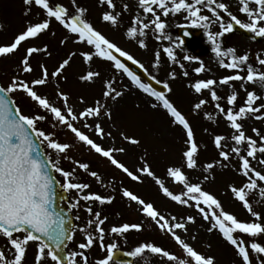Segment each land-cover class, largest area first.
<instances>
[{"label": "snow or ice", "instance_id": "obj_1", "mask_svg": "<svg viewBox=\"0 0 264 264\" xmlns=\"http://www.w3.org/2000/svg\"><path fill=\"white\" fill-rule=\"evenodd\" d=\"M74 11H70L68 7L62 4H52L50 0H24L26 5H35L41 9L44 18L36 23H30L26 29L15 36L12 43L8 45H0V56H8L14 54L21 46L22 42L30 38H38L41 34L49 30L50 24L54 19L58 22L69 34L74 37V42L85 45L88 50L80 51L79 56L88 64L89 70L82 75V81L94 82V78H99L101 73L99 71L91 70V65L95 59L108 62L116 72L126 74L131 83L138 89L151 97H154L157 102L167 111L172 118V122L178 126H182L186 133L187 150L183 152L184 164L182 166H173L167 169V176L171 178L174 183L182 185L183 191L174 193L165 186V182L156 177L150 167L145 163L143 168L137 169V172L143 175L152 177L155 183L159 186L160 191L164 196L170 198L179 205L191 207L194 206L200 213L201 217L210 223L208 232L218 231L222 238L231 245L241 260V264H252L251 253L257 254L258 264H264V244L257 242L254 238L264 234V223L260 222H246L241 221L238 217L226 211L222 202L212 193L204 190L199 182H191L188 175L184 171L187 169H196L198 167V153L199 146L195 139L193 127L190 121L174 104L166 97L165 92L158 91L149 83H144L141 77L122 62L121 58L126 57L128 61L133 64H139L141 68L144 67L142 63L135 60L134 57L123 50L114 41L110 40L105 34L97 29L94 24L87 18V9L78 4V0H70ZM101 5H107L108 9L112 11H104L101 19L103 22L110 23L113 27L118 25L120 13L115 12L116 4L114 0H99ZM254 4L256 7H250ZM239 11L244 13L248 19V23L242 22L235 14L229 10V5L222 2V0H138V7L146 15L152 17L149 23H145L139 15L132 20V26L129 27L125 36L129 39L136 40L139 47L147 48L145 39L138 37H145L146 30L153 27L158 33L157 40L165 35L167 27L161 19V14L157 12L159 8L164 17L169 16L170 13L186 12L187 17L191 18V24L197 28L209 29L211 23H218L220 31L207 33V38L213 43L212 51L216 56L220 57L219 66L222 69L232 71L235 74L222 76L219 81L216 79H199L191 83L189 87L197 95H202L205 90L210 93L211 100L215 102V108L227 121L228 126L234 130L231 135V140L234 141L235 146L228 151L224 148L227 146L225 141L227 137L223 135H216L214 137V145L219 149V157L223 161H230L232 156L239 158V173L243 175L247 182L242 186L235 184L229 185V191L233 197L242 203L243 207L255 218L256 221L264 219L260 212L253 208V204L249 200V195L253 191H257L262 200H264V186L258 182H264V172L253 167L250 158L255 159L256 154H264V146L257 147V140L246 135L244 124L241 122L249 115H254L255 119H264V104L254 106L256 101L262 97L255 90L249 91L246 87V99L244 106L237 109L238 93L233 90L231 94L222 97L217 93L216 85H230L232 82L241 81L244 84H259L264 88V71H257L251 64L248 63V54L236 55L234 48H227L226 51L221 50V45L217 43L218 37H223L225 33H231L234 25L239 26L253 34L255 37H264V0H239ZM124 9H128V5H123ZM202 10H207L211 15H203ZM229 18V22L225 23L224 15ZM212 17L215 19L212 20ZM188 33H185V37ZM171 39V37H165ZM65 41H62L64 43ZM183 44V40L180 41ZM169 60L177 62V56L174 54L172 47H165L163 49ZM47 46L44 47H28L26 54L20 61V66L23 73H33L34 69L30 63V58L36 53H47ZM76 52H71L66 59H63L55 71L49 73L48 68L41 64V75L39 78L32 79L30 82L20 79L16 76L12 78L7 86L0 85V237L6 239L9 246L8 252L11 253L9 258L5 249L0 248V264H26L27 253L30 247H35V255L33 264H89L88 257L84 251H72L64 255L61 251L64 245V237L66 229L64 228L63 220L55 219V213L52 209L54 196V178L46 169L51 168L59 173L64 178L60 185L64 191L76 190L82 193L85 189L90 187L87 183L74 182L75 168L71 171L65 170L60 166V158L68 159V152L72 147L71 144L61 142L55 132H46L39 127L40 122L47 119L46 115L42 114H25L22 108L14 98L15 93H22L35 106L43 109L46 113H50L55 123L53 128L57 125L66 127L74 137L82 144L86 145L90 150L94 151L99 156L106 158L111 165L125 173L131 180L140 181L141 176L129 170L124 163L117 160L114 152H123V148H107L101 146L94 139H92L85 131L76 127L77 121H84L83 128L92 130L96 136L101 139L105 135L111 136V133H105L102 124L99 122L103 117L111 119V111L107 105L101 103V100H96L93 106L85 107L83 110L76 113L73 107L69 104V96L64 92H57V95L63 102V107L53 105L46 96L39 94L37 86H45L49 83L50 78L58 79L63 71L69 66L71 59L76 56ZM230 56L231 59L227 62L224 57ZM185 60L192 59V57L185 56ZM259 65L264 66V59L257 57ZM160 66V52L155 53L154 68ZM244 66H247V75L243 76L240 73L244 71ZM183 68L184 65L180 64ZM147 71V69H145ZM205 71L203 63L200 67L194 69V72L199 75ZM172 79H175V73L169 74ZM183 75L187 77L189 73L184 71ZM156 84H163L164 89L171 92L172 89L167 81H161L155 76H152ZM114 79L105 81V90L102 97L116 100L121 97L123 93L114 87ZM58 87V85H57ZM226 99L228 107L222 106L220 101ZM84 103L83 98L80 99ZM208 100L199 99L193 104V111L199 112ZM157 105H153L156 107ZM206 118H211V113H204ZM88 120H95L94 124L88 123ZM253 132L259 137L261 145H264V135L259 129L253 128ZM129 140L132 144L139 143L135 139ZM243 145L246 147V155L242 154ZM50 149L55 154L53 159L48 153H42L41 148ZM43 157H46L47 163ZM260 165L264 166V157L258 161ZM79 169L88 172L92 177L101 180L100 174L96 171L89 172V164L80 161H73ZM221 166L227 167V164ZM204 170L210 171L216 167L215 162L207 163ZM205 180L208 176L204 177ZM123 197L135 202L140 206V211L144 216L150 218L159 228L160 231L170 234L172 239L180 246L184 253V258L178 257L176 254L165 250L162 246H157L154 242L141 243L134 248V250L126 253L130 257H143V254L151 253L163 258L169 264H215V258L205 256L198 252L193 246L185 242L177 230L187 231L186 223L183 219L178 220L176 216L166 217L161 214L151 202H146L139 195L134 194L128 188L122 191ZM98 202L100 205L111 204L114 197L104 196L98 193H88L81 195L75 201L72 207H78L80 201ZM86 211L94 219L87 222V226L93 223L96 225V232L99 233V240L101 248H104V229L102 225L107 220V217L101 218L100 212L93 213L91 207L86 208ZM79 219V217H77ZM188 223H195L193 216H188ZM130 230L142 231L141 224L124 223L121 226H113L110 231L113 234L123 235ZM85 232V242L80 243L77 247L81 250L90 249L96 242V236L88 233L86 228L80 229ZM244 236L249 237V241L244 239ZM68 240L73 239V235H67ZM195 239V237H193ZM107 256L100 259L96 264H120V261L113 262L114 251L117 249V244L111 243L106 246ZM80 258L79 260L77 258Z\"/></svg>", "mask_w": 264, "mask_h": 264}, {"label": "rangeland", "instance_id": "obj_2", "mask_svg": "<svg viewBox=\"0 0 264 264\" xmlns=\"http://www.w3.org/2000/svg\"><path fill=\"white\" fill-rule=\"evenodd\" d=\"M50 2L52 4H62L68 7L70 11H74L70 0H50ZM83 3L87 5V14H92L93 10L96 13L97 7L90 0H78V4L82 7ZM43 18L44 15L41 9L35 5H26L24 0H0V45L12 43L15 36L24 31L27 25L39 22ZM213 19L215 18L213 17ZM101 28L110 40L117 43L119 47L129 52L135 60L144 65L142 69L144 71L147 69L145 71L147 76L151 79L152 76H155L157 79L169 83L172 91L168 92L166 89V97L190 121L199 146L198 167L196 169L184 167L189 180L194 183H201L204 190L214 194L222 202L226 211L236 215L241 221L264 223V219L256 221L243 207L242 203L236 200L229 191V185L235 184L239 187L247 182V179L238 171L239 158L232 156L230 161H223L219 157L220 150L215 147L213 142L216 135L227 137L225 141L227 146L224 150L228 151L231 147L235 146L234 141L231 140L234 130L228 126L227 121L215 108V102L211 100L210 93L207 90L202 95H197L189 87L191 83L199 79L211 78L219 81L222 76L235 74L219 66L221 58L216 56L212 51L213 43L207 37H202L196 45L205 47L207 51L197 55L190 51L187 45L180 44V40L173 32V29L166 28L165 35L158 42L160 66L154 68L155 53L158 51L157 45L154 46V49H151L153 47L149 45L151 42H146L147 48L142 49L139 47L137 41L125 38L124 28H117L116 30L105 25ZM218 31L220 29L214 23L210 25L208 30H205L206 34ZM169 36L171 39L165 38ZM62 41L65 42L62 43ZM216 42L221 45L222 51H226V48H234L236 55H239V50L235 48V44L227 43L224 37H218ZM32 46H47L48 52L34 54L30 58L34 71L33 73L25 74L20 66V61L26 54V49ZM165 47L173 48L174 54L177 56V62L169 60L163 51ZM86 50L88 48L85 45L75 43L74 37L53 19L46 33L41 34L38 38H30L22 42L14 54L0 56V85L7 86L14 76L29 82L32 79L39 78L41 75V64L45 65L49 73H51L55 71L62 60L66 59L71 52H76L77 55L71 59L69 66L66 67L62 75L58 79L50 78L49 83L45 86H37V91L58 107H63V102L57 95V92L67 93L69 104L76 113H79L85 107L93 106L94 103L92 102L96 100H101L111 111V119L102 116L99 121L105 133H111V136L105 135L101 139L92 130L83 128L84 121H77L76 127L85 131L105 149L123 148V152H114L115 158L124 163L129 170L140 175V181L131 180L125 173L111 165L106 158L99 156L78 141L74 137V134L66 127L57 125L56 128H53L52 124L55 121L51 114L35 106L24 94H13L25 114L32 115L38 113L47 116L45 121L40 122L39 127L43 128L46 132H55L61 142L72 145L68 152L69 158H60V166L68 171L75 168V176L80 178L77 181L90 185L82 193L71 190L69 195L72 197V201L75 202L81 195L88 193H98L114 197L111 204L117 210L103 212V214L100 213L101 218L107 217V220L102 225L105 233L103 240L104 248L100 246L99 233L96 232L95 223L90 227L87 226V222L90 219H94V217L89 215L86 208L91 207L93 213L99 212L94 207L100 204L98 202L81 200L79 206L76 208L77 217L82 221L83 228H86L88 233L96 236V242L93 246L90 249L83 250L88 257L89 264L94 263V260L105 258L107 256L106 246L116 241L124 243L130 251L134 250L141 243L154 242L157 246H162L165 250L176 254L180 258H184L182 249L172 239L171 235L160 231L150 218L142 214L139 210V205L123 197L122 191L124 188H128L146 202L153 203L155 208L166 217L176 216L178 220L183 219L186 223L187 231L177 230V234L201 254L206 257H214L215 264H241V260L237 256L235 249L222 238L218 231L208 232L207 229L210 227V223L201 217L194 203L191 207L175 203L163 195L152 177L137 172V169L143 168L145 163H147L155 176L162 179L165 182V186L171 191L174 193L183 191L182 185L174 183L166 174L169 167H179L184 164L183 152L187 150L188 146L186 144V133L182 126L174 124L170 115L154 97L149 96L134 86L126 74L116 72L108 62L95 59L91 65V70L99 71L101 76L94 78V82L82 81L80 77L86 74L90 66L79 56V52ZM144 51H148V53ZM185 56L192 57V59L185 60ZM248 56V63L254 69L264 71V67L258 64L257 58L251 59L250 54ZM259 58L262 59L261 56ZM224 59L227 62L231 57H224ZM201 63L204 64L205 71L197 75L194 69L200 67ZM180 64H183L184 67L181 68ZM184 71L189 73L187 77L183 75ZM173 72L176 76L175 79H172L169 75ZM240 74L243 76L247 75V66H244V71ZM109 79H114V87L123 93L116 100L102 97V93L105 90L104 83ZM242 84L243 82L241 81L232 82L230 85H220L218 83L216 90L222 97H226L235 90L238 93L237 109L240 106H244L246 99L245 87L249 91L255 90L262 97V99L256 101L254 106L264 104V88L260 87L259 84L254 85L249 83L244 84L243 87ZM81 98H83L84 103L80 102ZM199 99L208 100V104L197 113L193 111V104ZM220 103L225 108L228 107L226 99H222ZM154 104L157 106L153 107ZM205 112L211 113L210 119L205 117ZM260 115H264V112L260 113ZM87 122L94 124L96 121L88 120ZM241 122L244 124L246 135L257 140V147L264 146L261 145L259 137L253 132V128H256L264 135V119L257 120L254 115H249ZM124 137L135 139L139 143L132 144L129 140L124 139ZM241 147L242 154L246 155L247 145ZM43 148L53 159L56 158L50 149H47L46 146ZM131 152L134 154L132 155ZM261 157H264V154L258 152L256 158H250V160L253 167L264 172V166L258 162ZM73 161L88 163L90 166L89 172H98L101 180H97V178L89 175L88 172L76 167ZM212 162H215L216 167L206 172L203 166ZM222 164H227L228 166L223 167L221 166ZM57 175L61 183H63L64 178L59 173ZM205 176H208L207 180L204 179ZM258 183L264 186V182ZM249 200L253 204L254 210L264 216V200L260 198L259 193L257 191L250 193ZM188 216H193L195 223H188L186 219ZM124 223L141 224L142 231L130 230L123 235L111 233L110 229L113 226H121ZM76 238L80 239V241L83 239V242H85V232L77 231ZM244 239L249 241V237L247 236H244ZM254 239L264 244V234ZM250 256L252 264H258L257 254L250 252ZM138 258H142L147 264H169L166 258L147 252L143 254V257ZM261 259H264V257H261Z\"/></svg>", "mask_w": 264, "mask_h": 264}, {"label": "flooded vegetation", "instance_id": "obj_3", "mask_svg": "<svg viewBox=\"0 0 264 264\" xmlns=\"http://www.w3.org/2000/svg\"><path fill=\"white\" fill-rule=\"evenodd\" d=\"M96 7V13L93 10L92 14H87V18L94 24V26L99 29L103 34L104 32L102 31V26H107L109 28L112 29H116L117 28H124L125 29V33L127 31V29L129 27L132 26V20L134 19L135 16L139 15L140 18L145 22V23H149L152 19V17L150 15H146L142 12V10L138 7V0H114V3L116 4V9L115 12L120 13L119 16V22L118 25L113 27L110 23L107 22H103L101 19V16L103 14L104 11H112L111 9L107 8V5H101L99 3V0H90ZM190 2V0H189ZM222 2L226 3L229 5V10L235 14L242 22L244 23H248L249 19L248 17L244 14L241 13L239 11V0H222ZM127 4L129 7L127 10L124 9L123 5ZM83 7H85L87 9V5L83 3ZM250 7L255 8L256 6L254 4H250ZM158 13L161 14V19L164 23H166L168 29H173V32L177 35V37L180 40L179 34H178V30L181 27H187L190 28L192 30H198L199 34H198V39L191 42L190 45H187V48L192 51L194 53V49L195 47H197L198 45H196V43L198 41H200L202 39V37H207V34L205 32V29L203 28H197L192 26L191 24V18H186L187 17V13L186 12H180V13H175L172 14L170 13L169 16L164 17L162 15V12L159 8L156 9ZM100 13H98V12ZM203 15H211L207 10H202ZM224 15V19H225V23L229 22V18L227 17L226 14ZM212 20L213 17H212ZM212 24V23H211ZM210 24V25H211ZM218 26V23H214ZM171 25V26H169ZM209 25V27H210ZM166 31V29H165ZM146 36L145 37H138L139 38H143L145 39V42H151L149 45L152 47L151 49H154V46L158 44V42L160 40H157V35H159L158 33L155 32L153 27H150L149 29L146 30ZM225 38V41L227 43H231V44H235V48L238 51L239 55H243V54H250L251 55V59H255L258 56L262 57V59H264V37H255L253 38V34L248 32L245 29H241L239 28V26L234 25L233 31L231 33H225V35L223 36ZM126 39L131 40V41H136L133 39H129L125 36ZM181 41V40H180ZM185 45V44H183ZM227 50V48H226ZM207 50L205 49V47H203V53H205ZM148 53V51H147ZM259 66V65H258ZM264 67V66H263ZM74 182H78L77 180H74ZM67 193L70 191H66ZM75 202L72 201V197L69 195L67 200L65 202H63V206L65 208H68V210L70 211L72 218H73V228H72V234L73 235V239L70 240V242L64 246L63 248V254L67 255L68 253L72 252V251H83L81 249H79L77 247V245H79L80 243L83 242V239L80 241V239L76 238V232L80 231V229L83 228V223L80 219H77V212H76V208L77 207H72V205ZM76 242V243H73ZM76 244V245H74ZM117 244V249L120 250H124V251H129L127 249V246H125L124 243H115ZM0 248L5 249L6 253L8 254L9 258H11V253L8 252V248L9 246L7 245L6 239L3 237H0ZM116 249V250H117ZM96 252V250H95ZM98 252V251H97ZM34 255H35V247L32 246L29 248L28 253H27V262L26 264H33V260H34ZM132 261L130 263H121L120 264H147V262L145 260H143L142 258H138V257H132ZM78 260L80 259L79 257L77 258ZM100 260H94V263L92 264H96V262ZM115 262V261H113ZM49 264H53V262L49 261ZM66 264V262H65ZM80 264H83L82 261H80ZM162 264V263H159Z\"/></svg>", "mask_w": 264, "mask_h": 264}, {"label": "water", "instance_id": "obj_4", "mask_svg": "<svg viewBox=\"0 0 264 264\" xmlns=\"http://www.w3.org/2000/svg\"><path fill=\"white\" fill-rule=\"evenodd\" d=\"M185 33H188V35L185 37ZM189 31L187 29H181L180 30V35L183 37V40L185 43L189 44L192 40H195L198 38V34L199 32H192V37L189 36ZM188 37V38H187ZM191 37V38H190ZM200 51L197 50V53H199ZM122 62L126 63V65L130 68V70L134 71L137 75H139L142 79H144L147 83L151 84L154 88H156L158 91H164V87L162 85L156 84L154 81H152L151 79H149L145 73L135 64H133L131 61H128L126 58H121ZM41 152L42 148H41ZM45 160V163H47V159L46 157H43ZM47 171L50 172V174L53 176L54 178V196H53V204H52V209L54 211L55 215V219L59 220H63L64 222V228L66 229V234L64 237V245L62 246V248L65 246V244L68 242L67 239V235H71V227H72V220H71V216L68 212V210H65L61 205H60V201L61 199L65 198V193L63 191H60V187L53 175V171L51 166H49L47 169ZM62 251V249H61ZM114 260L117 261H130L131 257L126 255L125 252L122 251H115L114 252Z\"/></svg>", "mask_w": 264, "mask_h": 264}]
</instances>
